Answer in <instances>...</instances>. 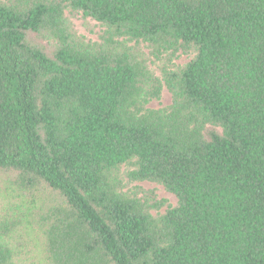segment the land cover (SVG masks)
<instances>
[{
	"label": "trees",
	"instance_id": "1",
	"mask_svg": "<svg viewBox=\"0 0 264 264\" xmlns=\"http://www.w3.org/2000/svg\"><path fill=\"white\" fill-rule=\"evenodd\" d=\"M2 181L43 264H264V0H0Z\"/></svg>",
	"mask_w": 264,
	"mask_h": 264
},
{
	"label": "rangeland",
	"instance_id": "2",
	"mask_svg": "<svg viewBox=\"0 0 264 264\" xmlns=\"http://www.w3.org/2000/svg\"><path fill=\"white\" fill-rule=\"evenodd\" d=\"M70 16V15H68ZM71 23L78 33L82 35L88 41H97V35L101 31V27L98 23L85 19L82 16H70ZM42 47L51 53L54 47L52 40H39ZM190 60V57H182L177 60L180 65H185ZM172 95L167 88H163L161 99L151 102L148 107L151 109H161L168 107L172 104ZM14 177L13 174H11ZM5 181L0 183V186H4ZM138 186L143 190L155 191L158 199L166 200L171 206H177L178 199L173 194L169 193L163 186L156 183L142 182L130 185V187ZM42 198L44 192L46 197L43 200L35 199L32 201H21L16 194L11 196L0 197V226L9 224H23L22 228L11 233L10 245L13 248L18 249L21 253L22 264H43L41 255V240L42 232L40 224L36 221L35 217L46 211V205L54 201V196L48 191V189L42 190ZM56 200L52 203L55 204Z\"/></svg>",
	"mask_w": 264,
	"mask_h": 264
}]
</instances>
